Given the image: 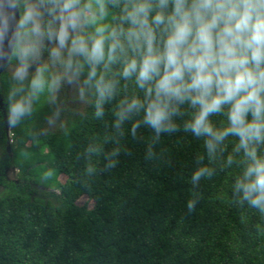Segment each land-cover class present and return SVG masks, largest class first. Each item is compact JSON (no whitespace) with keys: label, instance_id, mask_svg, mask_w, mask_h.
<instances>
[{"label":"clouds","instance_id":"9594fccd","mask_svg":"<svg viewBox=\"0 0 264 264\" xmlns=\"http://www.w3.org/2000/svg\"><path fill=\"white\" fill-rule=\"evenodd\" d=\"M5 40L16 62L10 127L63 83H78L82 98L94 94V116L102 119L123 82L133 91L112 109L103 138L113 147L92 144L87 155L103 152L105 168L115 167L128 123L133 137L141 125L152 130L149 158L162 133L182 130L202 139L206 151L208 163L197 155L191 174L196 186L234 137L243 167L233 197L264 214V0H0V58L8 54ZM218 115L225 126L210 119ZM196 199L193 193L187 201L189 211Z\"/></svg>","mask_w":264,"mask_h":264},{"label":"trees","instance_id":"16d2710c","mask_svg":"<svg viewBox=\"0 0 264 264\" xmlns=\"http://www.w3.org/2000/svg\"><path fill=\"white\" fill-rule=\"evenodd\" d=\"M13 83L5 78L8 93ZM132 91L121 82L99 120L89 92L83 112L67 113L53 131H45L53 112L52 93H45L14 127L12 163L21 180L0 194V264H264V214L237 204L232 194L243 167L234 137L222 145L212 175L196 186L191 174L197 155L208 163L206 151L202 139L182 130L162 133L149 158L152 130L141 125L133 137L128 123L116 166L105 168L112 109ZM210 119L226 125L222 115ZM92 144H103V152L87 155ZM81 196L93 205L77 204Z\"/></svg>","mask_w":264,"mask_h":264},{"label":"flooded vegetation","instance_id":"af4514ba","mask_svg":"<svg viewBox=\"0 0 264 264\" xmlns=\"http://www.w3.org/2000/svg\"><path fill=\"white\" fill-rule=\"evenodd\" d=\"M15 63L11 60V55L0 72V185L6 187L11 181L15 185L21 180L20 170L12 163V146L14 143V127H10L7 122L6 112L8 104V91L5 88V78L12 77ZM12 170L15 178H10ZM4 185V186H3ZM34 185V184H33Z\"/></svg>","mask_w":264,"mask_h":264},{"label":"rangeland","instance_id":"374dc122","mask_svg":"<svg viewBox=\"0 0 264 264\" xmlns=\"http://www.w3.org/2000/svg\"><path fill=\"white\" fill-rule=\"evenodd\" d=\"M34 68V66H33ZM33 68H30L29 71L31 72ZM79 84L73 83H63L61 87L52 93V103H53V112L49 118H47L45 122V131H53L63 123L65 119V115L69 112L74 113H82L84 108L88 103L89 92L86 91L84 97H80L78 92ZM14 173V172H13ZM12 173L10 172V178H15ZM60 181H64V175L58 176ZM30 183V181H29ZM31 184V183H30ZM4 186V185H3ZM38 190L42 189L39 186H36ZM5 193V187H1L0 185V194ZM77 204L83 205L86 204L89 207L93 205V202L90 201L86 196H81L77 200Z\"/></svg>","mask_w":264,"mask_h":264},{"label":"water","instance_id":"95a60500","mask_svg":"<svg viewBox=\"0 0 264 264\" xmlns=\"http://www.w3.org/2000/svg\"><path fill=\"white\" fill-rule=\"evenodd\" d=\"M4 48H5V50H7L8 54L6 57L0 58V72L3 69L4 65L7 63L8 59L11 55L10 50L7 49V40H5V42H4Z\"/></svg>","mask_w":264,"mask_h":264}]
</instances>
